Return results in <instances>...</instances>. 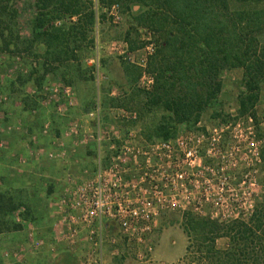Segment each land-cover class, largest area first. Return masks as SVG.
Instances as JSON below:
<instances>
[{"label": "rangeland", "instance_id": "rangeland-1", "mask_svg": "<svg viewBox=\"0 0 264 264\" xmlns=\"http://www.w3.org/2000/svg\"><path fill=\"white\" fill-rule=\"evenodd\" d=\"M78 1L83 12L89 8L95 11L93 25L84 26L83 33L72 28L80 25L77 15L60 8L57 13L49 12L54 11V0L0 2L7 5V15L1 16L7 23L0 30V191L19 206L0 211V264H55L65 256L76 264H144L139 253H148L152 264H204L195 243L186 252L187 236L182 228L185 214L225 222L248 216L253 204L264 198L260 152L264 145V84L253 107L241 112L238 98L244 91L242 72L224 70L222 89L199 121L181 124L173 137L228 126L220 143V151L225 153L214 162L215 199L202 201L198 209L191 205L163 210L140 247L127 243L116 222L104 219L100 248L98 237L90 235L97 222L69 224L63 216L55 215L53 203L64 190L58 184L65 188L70 176L91 172L98 158L106 164L114 149L112 143L119 148L125 141L144 146L162 140L152 134L148 141L145 135L163 112L142 109L143 92L151 90L154 83L148 62L155 45L152 31L139 25L135 12L128 8L137 9V0H113L109 4ZM41 11L49 15L46 30L60 27L68 32L67 40H59L57 47L46 48L43 36L35 34L39 29L34 30L33 23ZM127 37L137 45L144 44L129 50ZM66 88L70 89L68 95ZM97 105L98 116H89ZM121 112H135L136 117H122ZM97 118L101 131L117 132V139H105L98 147L93 140L81 143L70 133L74 125L83 133L79 137L96 131ZM238 121L243 125L232 131ZM58 144L66 151L65 156L49 157L48 152ZM202 162L207 165L208 158H202ZM221 165L226 168L221 169ZM139 172L134 170L135 175ZM29 232L41 241L38 247L32 245ZM224 244L223 238L216 241L219 247ZM148 246L150 251L146 252Z\"/></svg>", "mask_w": 264, "mask_h": 264}, {"label": "trees", "instance_id": "trees-1", "mask_svg": "<svg viewBox=\"0 0 264 264\" xmlns=\"http://www.w3.org/2000/svg\"><path fill=\"white\" fill-rule=\"evenodd\" d=\"M100 1L109 4L113 0ZM78 2L54 0V11L49 12L57 13L60 8L77 15L76 23L80 25L72 28L83 33L84 26L93 25L95 11L89 8L83 12ZM136 3L137 9L128 8L135 12L139 25L152 31L151 42L155 45L148 62L154 83L151 90L143 92L141 108L163 112L160 121L145 135L148 141L152 134L162 140L173 138L181 124L197 123L222 89L221 76L226 69L242 72L244 91L238 98L240 111L253 107L264 84V0H137ZM6 7L0 4V18L7 15ZM47 15L39 12L33 28L39 29L35 34L43 36L46 48L57 47L59 40H67L68 32L60 27L46 30ZM2 19L0 30L7 23ZM143 44L129 40V50ZM260 152L264 173V145ZM18 207L12 197L0 191V211ZM182 228L187 236L186 252L195 243L196 253L204 264H264V198L253 204L248 216L225 222L187 213ZM220 238L225 240L222 247L216 245ZM55 264L76 262L65 256Z\"/></svg>", "mask_w": 264, "mask_h": 264}, {"label": "built area", "instance_id": "built-area-1", "mask_svg": "<svg viewBox=\"0 0 264 264\" xmlns=\"http://www.w3.org/2000/svg\"><path fill=\"white\" fill-rule=\"evenodd\" d=\"M69 90L65 89L67 95ZM99 112L100 107L97 105L88 114L98 116ZM120 114L130 119L136 117L135 112ZM241 125L243 122L238 121L232 131H238ZM225 128L228 126H214L208 131L206 129V132H189L176 138L154 140L144 146L125 141L119 148H115L112 143L110 146L114 149L106 164L102 165L98 158L94 170L68 178L67 186L56 201V207L69 224L83 221L90 225L97 222L96 228L90 230V235L98 237L96 243L100 248L104 219L117 223L127 243L139 247L145 245L155 220L163 210L185 209L191 205L198 209L202 206V201L211 202L215 199L212 184L216 173L214 162L219 155L225 153L220 151ZM70 133L81 143L91 139L98 147L105 139H117V132L101 131L98 118L96 131L79 137L81 129L74 125ZM132 135L129 133L128 136ZM201 143H205V146L201 147ZM254 143L251 141L252 145ZM65 152L58 144L57 148L48 152V156L59 159L65 156ZM204 157L208 158L207 165L202 162ZM220 168L226 167L221 165ZM135 169L140 171L139 174L135 175ZM190 198L192 202L189 201ZM28 237L33 246L41 244L32 232L28 233ZM148 251L150 246L146 248V252ZM147 255L148 253H139L138 258L144 264H152Z\"/></svg>", "mask_w": 264, "mask_h": 264}, {"label": "crops", "instance_id": "crops-1", "mask_svg": "<svg viewBox=\"0 0 264 264\" xmlns=\"http://www.w3.org/2000/svg\"><path fill=\"white\" fill-rule=\"evenodd\" d=\"M60 163H62V162H60ZM80 172V171H79ZM73 173V172H72ZM59 186H60V190H63L64 189V186H62V183H60V184H58ZM60 192H62V191H60ZM59 197V196H58ZM58 197H56V200L55 201H57L58 200ZM56 203L57 202H54L53 203V205L56 207ZM55 215L56 216H59V215H61L60 214V211L57 209V207H56V209H55Z\"/></svg>", "mask_w": 264, "mask_h": 264}]
</instances>
